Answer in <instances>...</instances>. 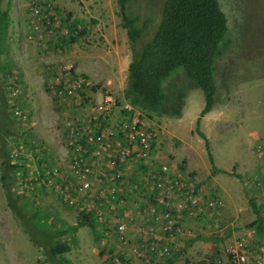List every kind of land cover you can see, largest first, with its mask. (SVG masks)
<instances>
[{"label": "rangeland", "instance_id": "374dc122", "mask_svg": "<svg viewBox=\"0 0 264 264\" xmlns=\"http://www.w3.org/2000/svg\"><path fill=\"white\" fill-rule=\"evenodd\" d=\"M29 1L13 0L11 10L12 25L6 41L7 54L2 55L1 60L5 62L6 58V60L11 62L15 77L22 75L20 90L16 92V96L14 93H11L9 99L11 114L17 116L16 111L22 110L24 115H21L23 117L19 121L15 119V122L11 125V130L16 131L17 134L9 140L8 148L12 150H17L18 147L25 148L27 145L25 139H28L29 142L37 141L47 150L45 156L39 149L41 156H28L31 172V178L28 180H31L34 177L33 172L36 171L40 174L44 172L48 173L52 169L54 171L56 169L59 170V167L67 170L69 165V150L65 147V126L68 122H75L76 118L87 115L88 111H90V114L97 112L99 110L98 107L101 106V102L107 96L113 98L112 104L108 105L109 107L112 108L116 104V100L123 96L122 93L126 85L128 64L131 62L132 52L127 33L122 27L123 23L119 16L120 7L118 0H33V2H52L59 11V13L56 12L57 19L55 21V23L59 24L68 23L67 20L73 22L75 20V13L79 11L78 9L83 10L85 5L91 7L94 14L100 15V19L90 17V14L84 19L87 23L93 22V24H90L96 30L94 33L86 35L80 41L69 44L61 50L55 46V43L59 40L57 37L61 35L60 32L54 36L45 31L43 44L26 42L24 34L27 32V25L31 28V23L27 24L23 20L21 13L24 4ZM143 1L147 4H153L162 2L163 0ZM140 2L141 0L132 1V3H138L136 5V9L138 10L141 9ZM219 2L223 12L227 15L229 26L223 43L225 44L227 39L230 42H226L228 44L227 47L221 49L222 56L216 62L215 81L218 87L215 110L213 111H217L216 109H224L225 111L230 109L233 112V117L230 120L231 124L218 123L216 125L218 126L217 129H214L213 126L212 128L205 129L203 133L210 141L216 168L222 170L223 167L230 172L226 171V174L212 173L213 164L206 151L205 141L196 130L197 120L201 114L198 110L202 111L205 106V94L187 79L183 68L175 70L168 79L171 89L177 91L184 90L186 92L187 98L182 118H170L163 119L160 122H150L151 128L157 133L159 143L162 144L161 156L163 155L164 158H161V160L163 162H170V169L175 171L180 167H178V164L183 163L185 169L180 167L182 172H190L189 174L193 175L196 173L197 178H200L198 181L202 184L206 183L205 185L199 184L202 196L208 198L214 192H218L220 193V197L225 201V205L227 203L228 205L230 204L228 210H225V207L221 211V214L216 215L213 220L207 223L203 221L197 222L205 223L206 231L202 227L194 230L192 228L191 230L188 229L189 233L185 234L184 237L191 238L198 237L200 234L204 236L209 229V233H215L213 236L222 238L230 232V228L233 227L236 230L237 224L240 223L242 225L239 226H244L245 228H238L240 231L245 232L249 224L257 219V213L253 209L251 201H255L257 206L261 208V203L263 202V199L259 197L257 192L253 193L250 189L249 194L247 193V186L243 184L242 179L234 174L238 170L237 166L232 170L228 168L234 162L242 165L244 162L252 160L250 155L252 153L251 145L250 148L245 146L252 139L244 142L243 130L264 124V115H262V118L259 116L251 117V111L259 110L264 112V0H219ZM3 7L6 8L7 4H4ZM98 29L102 30V34H105V37L102 36ZM223 43L221 48L223 47ZM116 49L120 51L122 61L107 71L108 76L111 77L110 81L113 82V89L109 90L110 92L108 93L104 89V95L100 97L92 95L95 94L92 88L97 87L98 90H101L102 84L99 83L98 77L95 78V76L89 73L93 71L91 66L98 61L96 57H98L99 52L111 51L113 53ZM87 51L89 55L85 57L91 56L88 57L90 58L89 60L84 61L79 57V54ZM66 63L72 64L75 70L79 74H84V78L90 83L85 88V94L93 96L91 104L88 103L89 105L87 104L84 107H77L81 103V100L77 99L74 100L76 101L75 104L73 101L70 106L61 107L59 106V102L47 90L45 80L49 73L59 64ZM105 71L106 69H101L102 75L105 74ZM176 74L178 76H175ZM0 77L5 78L3 73H0ZM7 79L11 82L14 81L12 78ZM201 103L204 105L201 106ZM187 105H190V107ZM117 115H119V110L116 111ZM182 119L183 121H180ZM202 129L203 126H201L200 130L202 131ZM258 140L262 141V139ZM184 143L188 145L185 149L182 148ZM255 147L252 149L255 150ZM253 155L255 156L254 152ZM38 160H42L43 162L46 160L50 168L45 169L44 165L46 163L43 167L39 166L40 162ZM134 167L130 171H127V176L133 175V172L135 173ZM199 174L202 176H199ZM205 174L215 178L207 179ZM219 174L222 175L217 177ZM17 179L19 177L15 178V182L18 181L17 183H19L20 179ZM134 186L135 184L130 177L125 178L124 184L120 187V195L130 193L134 190ZM15 190L16 198L20 194L23 195L20 191L21 188L17 189L16 187ZM43 192L41 193L42 198H39L40 204L38 206H42V212L48 214L50 217V222L47 221L46 223L45 221L42 223L44 228L49 229V225H51V229H53L54 224H51L53 221H56L58 224L65 222L69 225L77 223L76 212L68 210L61 205L56 191L48 190ZM229 193L236 202L240 200L238 211L236 210L237 207L233 209V206L229 203ZM132 199V196L127 198L130 206L129 209L134 207ZM28 200H33L34 205L38 201L33 195L27 193L24 198L20 197L19 206L24 207ZM26 214L31 218L34 217V213L30 210H27ZM261 215L264 218V210L261 211ZM120 216L122 215L120 214ZM229 216L230 218H227ZM216 224L218 225L217 227ZM35 225L33 226L35 227ZM89 231L88 228H82L74 237H79L78 244L66 257L75 264H108L114 254L120 253V249L124 253L129 254V249L135 246L140 247L141 242H136L132 245L124 242L123 244H115L111 241L109 250L112 248L113 253L105 252L103 255L101 254V248L105 244L103 242L96 244L93 238L90 237ZM220 238L216 239L220 241ZM219 241H217L218 245L221 243ZM46 258L47 256L43 249L38 248L23 228L22 223L9 209L4 190L0 183V264H42ZM131 260L135 261V259ZM162 263L168 264L169 261Z\"/></svg>", "mask_w": 264, "mask_h": 264}, {"label": "trees", "instance_id": "16d2710c", "mask_svg": "<svg viewBox=\"0 0 264 264\" xmlns=\"http://www.w3.org/2000/svg\"><path fill=\"white\" fill-rule=\"evenodd\" d=\"M132 1L118 0L120 7L119 16L123 23L122 27L127 33L132 52L123 96L116 100V104L112 108L105 104L109 110L101 109L91 114L88 111L87 115L80 116L75 119V122H68L65 126V147L69 150V165L72 160V163L76 164L73 172L79 169L80 175H86V177L70 175L67 178L66 175L70 174V171L59 167L60 173L64 175L63 178H53L54 175L51 172L49 174L45 172L40 174L36 171L33 172L34 177L28 180L31 178L28 156L35 155L37 157L40 152L44 153L45 156L47 150L37 141L29 142L28 139H25V143L28 145L25 148L18 147L17 150L8 148L9 140L17 134L16 131L11 130V125L15 122V119L19 121L23 117L11 114L9 99L11 93L16 96V92L20 90L22 75L15 77L11 62L6 60V58L5 62L1 60L2 55L7 54L6 41L12 25L11 10L13 0H0V73L5 76V78L0 77V183L9 209L22 223L23 228L38 248L43 249L46 253L47 258L42 264H75L66 256L77 246L79 237H74L82 228L90 230V237L93 238L96 244L105 242V246L101 248V254L104 255L105 252L113 253L112 248L109 250L110 240L122 236L118 231L116 221L120 217V213L125 214L130 207L127 198L133 197L134 207L132 209L136 205H139L140 208L146 206V204L142 206V203H144L142 197L145 194L144 198L146 199V191L143 189L141 191L140 187L127 194L120 195L121 193H117L115 199L111 198L112 195L110 193L105 195V192L107 188L115 184L121 187L125 182V178L129 177L135 185L139 184L142 187L141 181L143 182L144 176L151 172L152 166L141 162V165L137 166L138 168H136L135 173L133 172V175L127 176V171H130L136 165L137 153H146V158V156L153 155L154 148L158 147L161 150L162 144L159 143L157 136L151 141L149 148L141 146L136 151H132L129 156L121 155L124 148H129L131 151L137 143L124 130L123 125L126 123V118H132L136 113H141L142 117L145 120L149 119L150 122L182 118L187 98L186 92L184 90H173L168 84V79L175 70L183 68L187 79L196 88L204 92L206 102L200 118L210 113L216 105L218 87L215 81L216 62L222 56L221 49L227 47V43L230 42L227 39V43H223L229 26L227 15L223 12L219 0H163L153 4H147L141 0L140 10L136 9L138 3H132ZM4 4H7L6 8L3 7ZM40 5L45 7L52 5L56 12L59 13L58 8L52 2H33V0H30L24 4L21 13L23 20L27 24H30L35 19L33 18L35 16L34 10L30 9ZM43 14L44 12L40 10L36 16L42 17ZM74 19L73 22L67 20L68 23H66L70 26V36H66L55 43L59 50L64 49L69 44L80 41L81 38L96 31L90 24H93V22L87 23L83 18L74 17ZM78 26H81V28ZM29 30L30 28L27 25V32L24 34L26 42H28L26 38L30 35ZM35 42L44 43L43 41ZM222 43L223 47L221 48ZM72 73V81L80 79L81 76H83L81 78L86 80L84 74H79L74 66ZM175 76H178V74ZM7 78H12L14 81H8ZM64 87L65 84L63 82L59 84L61 90ZM85 88L86 85L83 84L80 89L81 94L78 93L74 98L66 100L52 96L59 102L61 107L70 106L77 99L81 100L77 107H84L88 103L91 104L93 99L92 95L85 94ZM92 89L93 92H98L97 87ZM127 106H130L131 110ZM117 108H119V115L116 116ZM17 111L24 115L22 110ZM200 118L197 120L196 130L205 141L206 151L213 164L212 173L226 174V171L219 170L215 166L210 141L203 131L200 130ZM68 124L74 126L77 130L73 137L70 138L74 142L71 146L67 144L69 141L67 136L69 132ZM259 142L254 144L256 147L253 152L259 162L264 164V158L259 156L258 151V147L260 144L263 146L264 142ZM108 144H111V146ZM14 151L18 152L17 156L13 154ZM38 161L40 162L39 166L43 167L46 163L44 165L45 169L50 168L46 160L44 162L42 160ZM93 163L95 164L94 167L92 166ZM155 164L156 162H154ZM162 164H156L157 169L153 171V174L157 175L156 180L163 176L162 173L164 172L160 169ZM179 166L185 169L183 163L178 164ZM180 167L177 171L171 169L169 175H178L181 171ZM86 168L96 170V176L93 177V175L85 173L84 169ZM259 173L260 170H257L253 175L245 178L239 175L238 178L242 179L243 184L247 187L251 184L252 188L258 189L254 182L256 180L255 177L259 176ZM16 177H19V183H17L18 181L15 182ZM192 177L199 182L196 173ZM95 178L100 181L94 180ZM92 181L94 184L87 186ZM57 185L61 186L60 192L56 191ZM16 187L17 189L21 188L20 191L23 193L17 198L15 197ZM48 190L56 191L61 205L68 210L76 212L78 220L76 224L69 225L65 222L58 224L53 221L51 223L54 224L53 229H51V225H49V229L44 228L42 223L45 221L46 223L47 221L50 222V217L42 212V206H38V204H40L39 198H42L41 193ZM27 193L38 199L37 202L35 201L37 204L34 205L33 200H28L24 207L19 206L20 197L24 198ZM211 197L223 200L218 192H214ZM148 200L151 202L150 199ZM91 201L99 203L100 207L97 208L96 206V208L90 209ZM251 203L257 213V219L249 224L247 231H254L258 242L257 246H260L264 243V218L261 215L263 209L257 206L255 201H251ZM112 207H115V209H112ZM80 208H83V210H80ZM100 208L104 211L103 216L107 218L104 224L100 223V214L98 213ZM27 210L34 213L33 218L26 214ZM136 214L137 212L135 211L133 213L134 220H131L130 217L129 219L130 225L137 227L141 222V218L135 219ZM111 217L113 218L109 219ZM197 221L198 219H193L189 222ZM34 224H36L35 227L33 226ZM177 234L181 235V233ZM200 238L197 237L196 239ZM134 239L137 243L142 242L139 236H135ZM117 257L121 260L126 259L124 255L114 254L108 264H114V259ZM153 257L151 263H160V261L155 262V255Z\"/></svg>", "mask_w": 264, "mask_h": 264}, {"label": "built area", "instance_id": "2783aa9c", "mask_svg": "<svg viewBox=\"0 0 264 264\" xmlns=\"http://www.w3.org/2000/svg\"><path fill=\"white\" fill-rule=\"evenodd\" d=\"M30 10H34L35 16H33V18L35 19L31 22V28L29 27L30 35L26 38L28 42L44 41V33L46 34L45 31H48L49 34L54 36L60 32L61 35L57 37V39H59L58 41H61V39H64L66 36H70L71 30L68 24L55 23L57 13L52 5H48L47 7L40 5L38 7L31 8ZM40 10L43 11L44 14L42 17H37L36 15L40 12ZM78 27L81 28V26ZM72 70L73 65L66 63L59 64L49 73V78L47 77L45 81L47 90L54 97L62 100L74 98L78 93L80 94V89L83 84L89 86L90 83L81 77L80 79L72 81ZM62 82L65 84V87L61 90L59 88V84ZM112 102L113 98L111 96H107L104 103L98 107L99 110H109L105 104L110 105ZM127 107L131 110L130 106ZM16 115L21 116V113L16 111ZM125 120L126 123H124L123 127L126 134H130V138L137 143L131 151L129 148H124L121 155L129 156L132 151H136L138 147L141 146L149 148L151 141L157 138L156 131L151 128L150 120H145L141 113H136L132 118L128 117ZM68 126L69 132L67 136L69 141L67 144L71 146L74 142L71 141L70 138L73 137L77 130L70 124H68ZM108 145L111 146V144ZM258 151L259 156L264 158V144L263 146L260 144ZM153 152V155L146 156V158V153H137L138 159L134 167L136 170V168L139 167L138 165H141V162L152 166L151 172H149L147 176H144L143 182L141 181L142 187L139 184L134 186V189L140 187L139 189L141 191L142 189L146 191V199L144 198L145 194L142 197L144 200L142 206L144 204H146V206L140 208L139 205H136L134 209L127 210L128 212L126 211L125 214L120 213L122 216L117 218L116 223L118 231L122 236L110 240V242L112 241L115 244H123L124 242L133 245L136 243L134 237L139 236L141 237L140 241L142 242L140 243V247L135 246L129 249V254L124 253V251L119 248L120 253L118 254L124 255L126 259L121 260L117 257L114 259V264H139L141 260L144 262L147 260L151 263L154 258L152 256L154 255L156 256L155 262H166L170 260L176 248L175 237L178 235L177 233H181L183 236L185 235L183 230L187 222L193 219H198L197 222L203 221L207 223L210 220H213L216 215L221 214V211H223L226 207L224 201L220 198H207L202 196V190L198 186L199 182H197L189 173L185 174L180 171L176 176L169 175V171L171 170L169 166L170 162H163V160H161L162 152L158 147L154 148ZM13 154L17 156L18 152L14 151ZM154 162H156V164L163 163L160 167L162 172H164L162 173L163 176L157 180L155 179L157 175L153 174L154 169H157ZM70 163L71 164L67 169L70 171V174L66 175L67 178L70 175H73L74 177H86V175H80L81 173H79V169L73 172L76 164H73L72 160ZM92 166L94 167L95 164L93 163ZM49 172L53 173V178L64 177V175L57 169L56 171L52 169ZM49 172L47 174H49ZM84 172L93 175V177L96 176V170L93 168H86L84 169ZM94 180L100 181L98 178H95ZM254 183L258 188L257 190L259 195L263 199L261 206L264 210V177L256 178ZM93 184L94 182L92 181L90 184H87V186H92ZM56 187V191L60 192L61 186L57 185ZM119 192L120 187L115 184L106 189L105 195L106 193H110L112 195L111 198L115 199L117 193ZM148 199H150L151 202H149ZM89 206L90 209L96 208V206L99 208L100 204L95 201H91ZM112 209H115V207H112ZM80 210H83V208H80ZM135 211L137 212L135 219L141 218V222L137 225V227L130 225L129 219L130 217L131 220H134L133 213ZM98 213L100 214V223L104 224L107 218L103 216L104 211L102 208H100ZM112 218L113 217L109 219ZM217 226L218 225L216 224V227ZM254 241H256L254 231L248 230L245 235L230 244L226 248L229 264H252V261H254L255 264H264V243L263 245L257 246V244H254ZM103 243L105 244V242ZM131 259H135V261L133 262Z\"/></svg>", "mask_w": 264, "mask_h": 264}, {"label": "crops", "instance_id": "0c3cea01", "mask_svg": "<svg viewBox=\"0 0 264 264\" xmlns=\"http://www.w3.org/2000/svg\"><path fill=\"white\" fill-rule=\"evenodd\" d=\"M78 10L79 11H77L74 15V17H76V18L86 19L87 15L90 14V17H95L96 19H100V15L94 14L92 12L93 9L91 7H89L88 5H85L83 10H80V9H78ZM71 13H73V12H71ZM98 30L102 34V30L101 29H98ZM102 36L105 37V34H102ZM86 55H89L88 51L87 52H81L79 54V57L81 59H83L84 61L89 60L90 58H88V57H90L91 55L88 57H85ZM96 58L98 59V61L94 65L91 66V69L93 71H91L89 73H91L93 76H95V78L98 77L99 83L102 84V89L98 90V92H95V94H92V95H96V96L100 97V96L104 95V89L107 90V91H105L106 93L110 92L109 90L113 89V86H112L113 82L110 81L111 77L108 76L107 71L109 68H114L115 65L120 64V61H122V59L120 56V51L117 49L113 53L111 51L110 52H99L98 57H96ZM128 66H129V64H128ZM101 69H106L105 74L102 75ZM85 73H88V72H85ZM203 105L204 104L201 103V106H203ZM187 106L190 107V105H187ZM213 110H215V109H213ZM213 110L210 113H208L207 115H205L201 118L199 117L200 118V129H201V126H203V129H202L203 132L205 129L212 128L213 126H214V129H217L218 126H216V125L218 123L231 124L230 120H232V117H233L232 110H230V109H228L226 111L224 109H216L217 111H213ZM198 112L201 113L200 110H198ZM262 115H264V112H262V111H259V110L251 111V117H258L259 116L262 118ZM180 121H183V119ZM254 122L256 123V121H254ZM194 123H196V122H194ZM231 138H232V136H231ZM243 138H244L243 139L244 142H248L250 139H252V141L250 143H248L249 147H248V144L244 143L247 148H250V145H251L252 153L250 155L252 157V160L251 161L248 160L247 162H244L242 165H240V163H238V162H234V163H232V166L229 167L228 169L232 170L233 168H235L237 166L238 170H237V172H235V174L237 176L240 175L243 178L248 177L250 175H253L257 170H260L259 176H256L255 178L264 177V164H262L261 162H259V160L257 158H255V156L253 155V149H252L255 146L254 144L260 141L258 139H262V141L259 143L264 142V124H261L258 127L252 126L249 128H245L243 130ZM187 147H188L187 143H184V145H182V148H184V149ZM161 158H164V156L162 155ZM222 170L230 172L223 167H222ZM185 174H188V172H186ZM190 175H192V174H190ZM199 175H201V174H199ZM220 175H222V174L217 175V177H219ZM205 177H207V179H210V178L214 179L215 178L213 176H208L206 174H205ZM205 184L206 183H204V184L201 183V185H205ZM243 187H245V186L243 185ZM250 189L253 193L257 192L259 195L258 190L252 188L251 184H249L247 187V193L248 194L250 192ZM252 192H251V194H252ZM230 195L231 194L229 193L228 194L229 200H230L229 203H231V205L233 206V209L234 208L236 209V207H237L236 210L238 211V207H239L238 204H239L240 200L238 202H236L235 200H233V198ZM259 197L261 198L260 195H259ZM228 207H230V204L228 205V203H227L225 210H228ZM226 212L228 213V211H226ZM226 215H228V214H226ZM227 218H230V216ZM226 221H227V219H226ZM239 225H242L241 223L237 224V226L245 228L244 226H239ZM201 227L204 229V231H206L205 223L187 222L185 224L183 232L185 234H188L189 233L188 229L191 230V228H192V230H194L196 228H201ZM238 227H237V229L235 227L236 230H234L233 227L230 228V232H228L226 234V236H223L222 238L213 236L215 233H209L210 229L207 231V234H205L204 236L202 234H200V236H198V237H201L200 239H196L197 238L196 236L191 238V237H184L182 234L177 235L175 237L176 238V248L173 252V257L170 260V264H229L227 254H226V248L230 244L235 242L238 238L245 235V233L247 231V229L245 232L240 231V229ZM220 232H221V230H220ZM224 233H226V232H224ZM206 235H207V237H206ZM222 235H225V234H222ZM216 238H220V241ZM217 241H219L221 243H219V245H218ZM263 242H264V239H263ZM254 244H258V243L256 241H254ZM149 263H150V261L148 262L146 260V262H144L141 260L139 264H149ZM159 264H163V263L161 262ZM252 264H255V262L252 261Z\"/></svg>", "mask_w": 264, "mask_h": 264}, {"label": "clouds", "instance_id": "9594fccd", "mask_svg": "<svg viewBox=\"0 0 264 264\" xmlns=\"http://www.w3.org/2000/svg\"><path fill=\"white\" fill-rule=\"evenodd\" d=\"M220 231V230H219ZM173 257V256H172ZM171 260V259H170ZM170 260H168V261H170Z\"/></svg>", "mask_w": 264, "mask_h": 264}]
</instances>
